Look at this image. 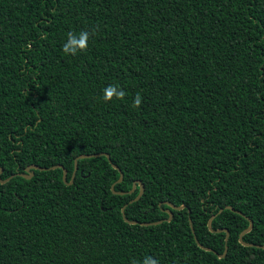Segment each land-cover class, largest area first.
<instances>
[{
	"label": "trees",
	"instance_id": "1",
	"mask_svg": "<svg viewBox=\"0 0 264 264\" xmlns=\"http://www.w3.org/2000/svg\"><path fill=\"white\" fill-rule=\"evenodd\" d=\"M0 168V264H264V0H0Z\"/></svg>",
	"mask_w": 264,
	"mask_h": 264
},
{
	"label": "water",
	"instance_id": "2",
	"mask_svg": "<svg viewBox=\"0 0 264 264\" xmlns=\"http://www.w3.org/2000/svg\"><path fill=\"white\" fill-rule=\"evenodd\" d=\"M101 155H105V156L109 159V154L104 153V152L95 153V154H82V155H79L78 158H85V157H92V156H101ZM57 167L63 168L62 165H54V166H51L50 168L53 169V168H57ZM113 167H114L115 169H118V170H119V173H120L119 178H118L115 182H120V181H122L123 173L121 172V170H120L116 165H113ZM31 168H33V169H41V170H42V169H45V168H43V167H39V166H37V165H29V166L26 167V171H27V172H30V173H17V174H19V175H21V176H25L26 178H30L31 175L33 174V172L30 171ZM76 168H77V159L75 160V163H74V170H73V172H72V175H71L69 181L66 180V176H67L66 174H67V172H66V169L63 168V175H62V178H63V181H64L65 183H67V184H71V183L73 182V178H74V175H75V170H76ZM1 171H2V169L0 168V173H1ZM10 177H11V176H10ZM10 177H8V178H6V179H4V180H1V179H0V181H1V182H5V181L8 180ZM136 183H139V185H140V189H139V192H138V194L136 195V197L133 199L134 201L138 200V199L140 198L141 194L143 193V185H142L139 181L133 183L132 188H131V190H129V192H132V191L135 189V187H136ZM114 184H115V183H113V184L111 185V189H112V191H113L114 193L122 194V193H123L122 191H115V190H114ZM130 202H132V201H130ZM166 204L169 205V207H171V208H173V209H181V208L183 207V205H181V206H175L174 204H172V203H170V202H166ZM125 206H126V205H124V206L122 207V209H121V210H122V215H123L124 220L127 221V222H129V223H137V221H135V220H134V221H133V220H128V219L126 218V216H125V214H124ZM228 207H229V206H228ZM229 208H231V207H229ZM220 211H221V209H220ZM166 212H167L168 215H169L168 218H167V220H170L171 217H172V212H171L170 209H167ZM159 222H161V220H159V221H155V222H142L141 224H143V225H150V224H157V223H159ZM190 224H191V221H190ZM252 226H253V223H252V221L250 220V221H249V225H248V227H246L245 229H243V230L240 232V234H239V241H240L242 244L246 245V246H252V245H254V246L259 247V248H264V244H250V243H247V242H244V241H243L242 236H243L246 232H248V231L252 228ZM208 227H209L210 230H213L212 227H211V219H209V221H208ZM192 230H193V228H192ZM216 231H225V232H226V238H225V240H227V237H228V234H229L228 231H227V229H225V228H223V229H217ZM196 241H197V240H196ZM197 242H198V241H197ZM198 244H199L201 247H203L204 249H206V250H210L209 247H204V246H202L199 242H198ZM226 249H227V246H225V250H224V252H226Z\"/></svg>",
	"mask_w": 264,
	"mask_h": 264
},
{
	"label": "clouds",
	"instance_id": "3",
	"mask_svg": "<svg viewBox=\"0 0 264 264\" xmlns=\"http://www.w3.org/2000/svg\"><path fill=\"white\" fill-rule=\"evenodd\" d=\"M89 32L81 31L79 34L74 32L67 33V42L63 44L62 50L65 54L75 55L78 51H84L88 47ZM126 93L116 85H109L103 90V99L105 102L111 101L114 97L122 100ZM142 97L137 94L133 101V107L139 108ZM142 264H158L156 259L146 256Z\"/></svg>",
	"mask_w": 264,
	"mask_h": 264
},
{
	"label": "flooded vegetation",
	"instance_id": "4",
	"mask_svg": "<svg viewBox=\"0 0 264 264\" xmlns=\"http://www.w3.org/2000/svg\"><path fill=\"white\" fill-rule=\"evenodd\" d=\"M30 171H31V169H30ZM24 173H28L27 171H26V168H25V172Z\"/></svg>",
	"mask_w": 264,
	"mask_h": 264
}]
</instances>
